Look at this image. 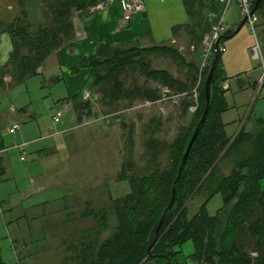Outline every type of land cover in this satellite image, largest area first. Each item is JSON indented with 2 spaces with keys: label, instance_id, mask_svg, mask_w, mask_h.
<instances>
[{
  "label": "trees",
  "instance_id": "16d2710c",
  "mask_svg": "<svg viewBox=\"0 0 264 264\" xmlns=\"http://www.w3.org/2000/svg\"><path fill=\"white\" fill-rule=\"evenodd\" d=\"M106 1L39 0L42 22L33 26L27 20L24 0H17L20 14L10 22L0 20V34H7L12 45L7 62L0 68V88L21 85L37 76L46 58L60 47L75 48L73 15L90 14ZM255 14L264 17V0ZM178 28L173 27L172 34ZM221 40L222 37L217 46ZM220 54L216 53L212 72L208 113L182 167L183 155L205 109L204 84L214 56L200 72L173 46L101 44L72 70H89L72 98L77 124L95 113L92 100H82L85 90L95 96L102 112L112 113L135 101L156 103L162 88L191 96L197 87V108L171 143H145V173L134 175L131 161L122 165L118 179L130 183V192L109 198L116 225L101 242L100 234L108 228V212H97L88 208L89 203L85 205L82 217H90L96 227L85 229L78 241L72 240L74 234L65 240L69 242L63 243L61 264H186L187 258L197 264H264V120H255V131L245 132L242 128L233 140L227 137L220 120L227 110L221 88ZM150 56H162L186 66L192 75L185 81L177 80L166 70L151 68ZM140 76L144 78L142 83ZM5 77L10 79L7 85ZM147 81L159 84L158 89ZM183 102L186 113L194 101ZM165 152L167 163L162 166L160 157ZM4 174L0 160V178ZM172 194L173 204L167 209ZM217 194L223 198V206L210 216L206 204ZM196 196H203L205 202L193 216H188L187 203ZM188 241L194 252L184 256L176 248ZM252 252L257 254L255 258Z\"/></svg>",
  "mask_w": 264,
  "mask_h": 264
},
{
  "label": "rangeland",
  "instance_id": "374dc122",
  "mask_svg": "<svg viewBox=\"0 0 264 264\" xmlns=\"http://www.w3.org/2000/svg\"><path fill=\"white\" fill-rule=\"evenodd\" d=\"M0 3L2 6H8L11 1L0 0ZM28 3L29 0H24L25 6ZM26 12L29 16L27 20L31 25L34 26L39 22V19L42 20L39 0H32L28 4ZM259 20L260 18L257 16L256 25H261L258 24ZM246 26L243 27L246 29ZM258 33L259 30L256 28L255 38L263 55V38ZM189 49L187 51V48L183 47L181 51H178L187 63H193L196 67H200L202 59L199 62L195 51ZM150 59L151 68L166 70L177 80L185 81L192 75V71L188 67L172 62L168 58L150 56ZM139 80L140 83L144 82L142 76L139 77ZM146 83L152 88L159 86L151 81ZM162 90L160 89L161 99ZM62 91H64L62 83L51 81L47 73L29 78L24 84L0 90L1 125L4 126L11 121V107L17 110L30 107L36 117L35 120H37L34 129L37 131L38 125L39 129L43 130L41 135H52L57 130L66 128L64 134L53 135L41 142L52 149L55 148L53 146L60 145L62 147L60 151H44L43 155H38L37 152L28 154L25 151V161L19 160L20 154L17 151L10 152L8 177L0 180V191L3 196L0 195V201L2 203L12 201L11 208H9L12 210L6 212L4 209V212L0 213L1 264H60L61 253L56 246L68 243L69 241L65 240H70L72 234H74L72 240L75 242L77 239L78 241L80 233L85 229L96 227V222L90 217H82L83 211L87 210L85 205L88 203L89 209L92 208L97 212L106 209L108 212V228L101 232L100 242L111 235L112 229L116 225V219L110 210L109 198L122 197L130 192L131 187L128 181L118 179L122 165L131 161L134 165L132 172L134 175L145 173V151H147L145 143L149 140L164 144L171 143L177 137L179 130L186 127L191 120V113L183 112V101L194 100L192 91L191 96L169 91L168 95L171 98L165 101L160 99L149 105L144 101H135L130 107H122L118 111L105 113L102 112L95 96L91 95L94 115L96 116L97 113V115L108 116V122L104 119L76 129L77 122L70 121L74 115L72 109L66 112L63 107L59 108L64 114L58 126L52 120L50 121L53 102L60 97L56 96ZM17 116L16 121L22 124V129H26L28 124L30 127H34L32 121L27 120L26 117L19 113ZM110 121L114 123L110 128L113 137L112 150L104 151L103 143L99 146L96 139L95 149L92 150L94 135L91 134V131L94 128L91 126L98 123L109 125ZM78 131L81 133L80 135H77ZM3 134L8 142L17 140L19 135V133L11 135L5 131ZM160 160L162 166H165L167 163L166 152L161 155ZM73 172L74 179L70 178L71 180H69L68 176ZM40 174H43V178H40L39 181L44 187L37 189L30 184V179ZM58 178L61 181L60 185L56 182L59 181ZM27 189L31 193L26 192ZM69 194L75 196L73 198L76 199L68 210H64ZM44 201H47V204L41 210L26 212L25 209L29 205ZM201 202L200 196H196L189 202L188 216H193L197 212ZM222 205V198L218 194L207 203L206 208L208 213L213 216ZM10 219L14 220L10 222ZM176 249L180 250L184 256L194 252L191 241ZM28 254L31 255L29 261L26 260ZM186 264L197 263L187 258Z\"/></svg>",
  "mask_w": 264,
  "mask_h": 264
},
{
  "label": "crops",
  "instance_id": "0c3cea01",
  "mask_svg": "<svg viewBox=\"0 0 264 264\" xmlns=\"http://www.w3.org/2000/svg\"><path fill=\"white\" fill-rule=\"evenodd\" d=\"M10 1L11 4L8 6H2L0 3L1 21H12L17 17L20 11L16 0ZM140 1L143 10L134 14L128 22L122 20L123 13L120 0H107L100 4L102 5L101 9L95 10L90 14L79 12L73 15L75 48L71 50L67 46L60 47L49 55L38 69V75L47 73L51 81L62 83L64 90L61 94L56 96L60 97L53 102L50 121L51 117L59 108L63 107L66 112L72 109V98L79 92L89 75V70L84 68L78 69L75 72L72 70L79 65L84 57L93 55L99 45H129L136 43L141 47L168 45L177 48L179 51H181L183 47H186L187 51L189 48V50H194L200 60L199 62H201L204 50V38L208 36L215 27L222 25L224 26V31L221 35L222 40L220 46L224 48V51L220 54V68L223 71L221 88L224 91L227 110L220 115V120L224 124L225 133L227 137L230 138V141L234 139L242 128L245 132L257 130L258 125L255 120H264V100L261 91L258 89V64L252 59L250 49L255 41H257L255 38L256 28L259 30L258 34L263 38L264 46V17H259L260 20L258 24L262 26L256 25L254 32H252L248 26H246L248 29L241 27L238 32H235L242 21L235 0ZM31 2L32 0H29V3ZM28 4L26 6L24 4L26 10ZM38 21L42 22L41 19ZM176 26L179 28L175 34H172V28ZM229 33L233 34L229 35ZM11 50L12 45L10 37L7 34H0V68L7 62ZM4 81L7 85L10 81L9 77H5ZM5 88H7V86ZM0 90H2V88H0ZM10 112L11 121L9 124L4 126L0 124V141L3 144L0 148V160L1 166L5 170V174L0 180L8 177V167L11 161V157L9 158L10 152L17 151L19 153V150L12 147L13 144H25L24 150L27 151L28 154L29 152H37L38 155H43L44 151H60L62 149L60 145H55L53 146L55 148L52 149L43 145L41 142L53 135L57 136L64 134L66 130V128H64L57 130L56 133L52 135H41L43 130L39 129L38 125L37 131L34 129L36 128L37 120H35L36 117L30 107H24L19 110L11 107ZM17 113L26 117L27 120L32 121L34 127H30V124H28L26 129H22V124L16 121L18 117ZM70 121L76 122L75 114ZM13 123H18L21 126L20 129L14 133H19V135L17 140L8 142L3 132H8L10 125ZM59 124L60 122L57 123V126ZM112 124L114 125V123ZM112 124L104 125V123H98L91 126L94 128L91 131V134L93 133L94 135L92 150L95 149V139L99 143V146L103 143L102 146L104 151L112 150L113 137L112 130L110 129ZM80 134L81 133L78 131L77 135ZM225 172H227L226 169ZM74 175L73 172L72 175L68 176L69 180H71L70 178L73 180ZM40 178H43V174L31 178L30 184L34 185L37 189H42L44 186L40 183ZM58 179L59 181L56 182L60 185V178ZM36 181H38V183H36ZM57 184L55 185L57 186ZM26 192L31 193L28 189ZM0 195L3 197L1 191ZM73 197L75 196L69 194L64 210H68L69 206L74 204L76 198ZM200 197L202 202L199 207L205 202V198L203 196ZM45 204H47V201L38 202L29 205L25 210L26 212L38 211L41 210ZM11 205L12 201H7L6 203L0 201V213L4 212V209L6 212L12 210L9 209ZM13 220L14 219H10L9 221L11 222ZM56 247L61 253L60 261H62L65 246L62 243ZM30 258L31 255L28 254L26 260L29 261Z\"/></svg>",
  "mask_w": 264,
  "mask_h": 264
},
{
  "label": "built area",
  "instance_id": "2783aa9c",
  "mask_svg": "<svg viewBox=\"0 0 264 264\" xmlns=\"http://www.w3.org/2000/svg\"><path fill=\"white\" fill-rule=\"evenodd\" d=\"M231 1V0H229ZM237 3V6L239 8V14L242 19H246L245 25H247L252 32H254L256 22H257V15L255 13L251 14L253 5L255 0H235ZM121 3V9H122V20L124 22L130 21V19L133 17L134 14L141 12L143 10V6L140 0H120ZM102 5H98L94 8V10L101 9ZM224 31V26L218 25L213 29L208 36H206L203 40V56H202V62L200 64V72L203 68L207 67L209 65L210 59L214 54L217 52L222 53L224 51V48L222 46H217V43L219 39L221 38V35ZM251 57L254 61L257 62L258 68H259V77H258V89L262 92L263 95V100H264V56L262 55L260 51V46L257 41H255L254 45L250 49ZM196 88L195 87L192 90L193 93V101L194 104L190 105L188 107V112L189 113H194L197 108V93H196ZM163 93H162V99L163 101L170 99L171 97L168 95L169 90L167 88H162ZM83 100H91V94L89 91L85 90L83 91ZM185 95L186 93H182ZM146 104H152L147 102ZM63 111L58 110L55 112V114L51 117V120L53 123L57 124L60 122V119L63 117ZM106 119L108 122V116H102V115H93L89 120L83 119L81 123H79L76 128H82L86 127L92 123H97L98 121H102ZM20 129V125L18 123H13L9 129L8 133L9 134H14ZM14 149L19 150L20 153V161H25V144H13L12 146ZM252 257H256L257 254L255 252L251 253Z\"/></svg>",
  "mask_w": 264,
  "mask_h": 264
},
{
  "label": "water",
  "instance_id": "95a60500",
  "mask_svg": "<svg viewBox=\"0 0 264 264\" xmlns=\"http://www.w3.org/2000/svg\"><path fill=\"white\" fill-rule=\"evenodd\" d=\"M261 1H262V0H255L254 5H253V8H252V11H251V14H253V13H255V12L257 11V9H258L259 4H260ZM245 21H246V19H242V21H241L239 27L237 28V30H236L235 32H238L239 29H241V27H243V26L245 25ZM216 58H217V56H216V54H214V58H213V61H212V63H211V68H210V70H209V72H208V75H207V78H206V80H205V84H204V92H205L204 94H205V102H206L205 109H204V111H203V113H202V116H201V119H200L199 123L197 124V126H196V128H195V130H194V133H193V135H192V137H191V139H190V141H189V143H188V145H187L186 151H185V153H184V155H183V158H182L181 167L184 165V163H185V161H186V159H187V156H188V154H189V152H190L191 146H192V144H193V142H194V139L196 138L197 133H198V131H199V127L204 123L205 118H206V115H207L208 110H209V102H210V83H211V80H212V72H213V68H214V65H215V60H216ZM181 167H180V168H181ZM173 196H174V195L172 194V198H171V200H170V202H169V204H168V206H167V209H170L171 206H172V204H173ZM159 227H160V225H159V226L157 227V229H156V236H157V233H158ZM153 244H154V241L152 242L150 248L152 247ZM149 251H150V250H149Z\"/></svg>",
  "mask_w": 264,
  "mask_h": 264
}]
</instances>
